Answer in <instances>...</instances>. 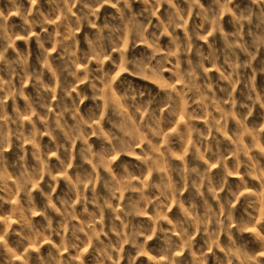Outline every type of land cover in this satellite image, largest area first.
Instances as JSON below:
<instances>
[{"label": "rangeland", "instance_id": "obj_1", "mask_svg": "<svg viewBox=\"0 0 264 264\" xmlns=\"http://www.w3.org/2000/svg\"><path fill=\"white\" fill-rule=\"evenodd\" d=\"M0 264H264V0H0Z\"/></svg>", "mask_w": 264, "mask_h": 264}]
</instances>
